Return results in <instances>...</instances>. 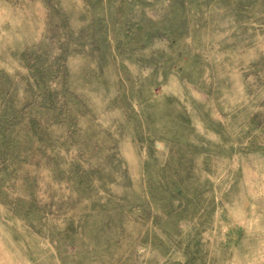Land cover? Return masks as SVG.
I'll return each mask as SVG.
<instances>
[{
	"label": "rangeland",
	"instance_id": "1",
	"mask_svg": "<svg viewBox=\"0 0 264 264\" xmlns=\"http://www.w3.org/2000/svg\"><path fill=\"white\" fill-rule=\"evenodd\" d=\"M0 264H264V0H0Z\"/></svg>",
	"mask_w": 264,
	"mask_h": 264
}]
</instances>
